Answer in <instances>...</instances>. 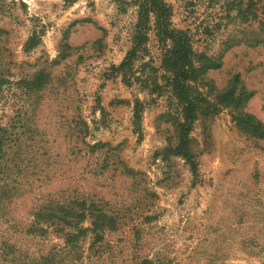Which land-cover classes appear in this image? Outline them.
<instances>
[{
	"label": "rangeland",
	"instance_id": "rangeland-1",
	"mask_svg": "<svg viewBox=\"0 0 264 264\" xmlns=\"http://www.w3.org/2000/svg\"><path fill=\"white\" fill-rule=\"evenodd\" d=\"M159 1L193 114L150 0H0V264H264V139L218 97L239 74L264 126V0Z\"/></svg>",
	"mask_w": 264,
	"mask_h": 264
},
{
	"label": "trees",
	"instance_id": "trees-1",
	"mask_svg": "<svg viewBox=\"0 0 264 264\" xmlns=\"http://www.w3.org/2000/svg\"><path fill=\"white\" fill-rule=\"evenodd\" d=\"M257 4V3H256ZM256 4H252L250 1L247 3L242 0L240 2L239 7V13L243 15V17L247 16L248 13H251L253 11ZM245 6V7H242ZM264 7V5H263ZM258 9V8H257ZM141 13L148 14L150 12L156 13V19H157V31L161 38V41H166L167 39L171 40L172 48L168 51V56L164 60V65L173 72V85L178 93V97L180 100L185 103V112L186 114H193L195 105L191 100L187 97L185 94L184 84L183 82L185 80L193 79V81H197V74H200L202 71V67H196V63L194 61V54L192 50L191 40L187 34L184 32H178L174 29H171L170 26V20L168 18V9L165 5H163L159 0H150V3L148 4V7L144 9L142 8ZM247 19V18H246ZM264 25V21L261 22ZM259 40V39H258ZM264 38L262 39V41ZM260 44L256 43V45ZM132 56V54H130ZM128 59H126L127 61ZM204 60L203 58L201 61ZM210 69H220L222 67V62L217 60H208ZM37 87V81H34V84H32ZM240 85V75L237 74L234 77L233 85L230 89L227 91L221 93L218 97H220L221 104L226 105L227 107H231L235 114L234 119L237 121L238 126L246 133H251L253 136L263 138L264 139V126L262 123L257 121L254 116L245 113L244 108L246 103L249 101L251 97H253L254 93L251 91H247L245 87H242L240 89V93L236 92V89ZM40 88V87H39ZM33 89V87L31 88ZM194 107V109H193ZM185 128V127H184ZM183 139L184 144L187 136V131L183 129ZM6 138V130L0 127V159L2 158L3 154V145ZM5 192L0 193V198L6 196L7 193L10 191H7V188L5 187ZM81 213H77L75 211L70 210V214L75 217V224L78 222H81L84 218L85 210H87V207L85 204H82L81 206ZM93 217L94 213H90ZM41 216H38L37 218H40ZM77 222V223H76ZM70 224V223H69ZM100 224V225H99ZM118 220L116 217H108V215L102 213L99 211V213L96 215V220L94 223H92L95 230H103V226L106 228H109L111 230H115L117 228Z\"/></svg>",
	"mask_w": 264,
	"mask_h": 264
}]
</instances>
